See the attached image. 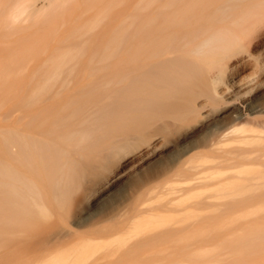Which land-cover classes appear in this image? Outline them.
Listing matches in <instances>:
<instances>
[{
    "label": "bare ground",
    "instance_id": "1",
    "mask_svg": "<svg viewBox=\"0 0 264 264\" xmlns=\"http://www.w3.org/2000/svg\"><path fill=\"white\" fill-rule=\"evenodd\" d=\"M263 18L264 0H0V264L159 242L207 254L164 264H264Z\"/></svg>",
    "mask_w": 264,
    "mask_h": 264
},
{
    "label": "rangeland",
    "instance_id": "2",
    "mask_svg": "<svg viewBox=\"0 0 264 264\" xmlns=\"http://www.w3.org/2000/svg\"><path fill=\"white\" fill-rule=\"evenodd\" d=\"M264 29V18L261 20V21H259L252 29H251V31L248 33V37H247V39H249V41L251 40V38L253 39V40H256L257 38H256V36H257V34H258V39H260L261 38V36H260V31H264L263 30ZM33 30H35V29H33ZM263 34V33H262ZM261 34V35H262ZM251 37V38H250ZM256 38V39H255ZM247 44L250 46V48L251 47H253V43L251 44V43H249V42H247ZM253 68H254V66H253V64H251L248 68H247V70H246V72H248V71H252L253 70ZM169 148H167V150H168ZM166 150V149H165ZM145 166H146V164H145ZM147 168H145V170H146ZM145 170H142V171H145ZM253 170L254 169H242L239 173H241V174H243V175H247V174H251V171L253 172ZM135 174H130V175H127V176H125V177H123V178H120V179H118V181H117V183H116V188H120V186H123L124 185V181L125 180H130V179H135V178H137L138 177V175L140 174H138V173H136V172H134ZM137 176V177H136ZM183 180H184V178L181 176V177H177V178H175L174 179V182L176 183V182H179V183H182L183 182ZM173 182V183H174ZM178 184V183H177ZM116 193H117V191H115ZM115 192H113V194L111 193L110 195H107V197H106V199H103V201L102 202H106L107 201V203L114 197H117V196H115ZM164 192V193H163ZM161 191V192H158V191H154V192H152V193H150V195H149V200H148V205L149 206H157V205H159L160 204V202H161V200H162V198L163 197H166L165 195H167V197H169V196H171L170 195V193H169V195H168V193L167 194H165V191ZM113 197H112V196ZM116 195H118V194H116ZM183 197H186V194H184L183 195ZM187 198H190L189 196L187 197ZM109 201H108V200ZM116 199V198H115ZM105 200V201H104ZM113 200V199H112ZM111 200V202H113ZM107 203H105V204H107ZM110 204V203H109ZM103 205V204H102ZM253 206H251V207H249V208H252ZM246 210H243V211H237V212H233V213H235V214H238V213H241V215H242V213L244 212V213H246L247 212V214H249V216H253V215H257L258 213H261V212H256V213H253L252 211L250 212V210H249V212L248 211H246ZM251 213V214H250ZM175 215V214H174ZM174 215H168L169 217H168V219L169 218H174ZM192 213H186V214H184L183 215V218H184V220L182 221V222H187V221H189L192 217ZM186 217V218H185ZM250 219V221H251V223H248V224H246L245 226H251L254 222L253 221H255V219L253 218V217H251V218H249ZM248 219V220H249ZM234 225H236V223H234V224H232V226H234ZM229 226H231V225H229ZM228 226V227H229ZM242 227H244V226H242ZM242 227H237L235 230H237V231H243V229H242ZM226 230V233L227 234H225V235H222V236H217V237H213V239H211V240H206V241H204V242H200V243H193L191 246L192 247H199L200 248V246H202V247H207V248H213V247H216V246H218L219 244H220V241L222 240V239H225V237H230L231 235H232V233H228L230 230L232 231V230H234L232 227H231V229L230 230H227V229H225ZM221 239V240H220ZM220 240V241H219ZM85 241V237H82V238H80V239H76V240H74L73 242H72V244H70V246H71V248H73V247H80V245H81V243L82 242H84ZM168 244H171L170 242H167V243H164V242H159V243H156V244H153L152 246H146L144 249H142L139 253H138V256H139V258H135V259H132V260H129V261H126V262H120V263H117V264H164V261L165 262H167L166 260H169V261H173V260H175V259H177V258H181V256L183 257V258H186V260H188V261H192V262H198V261H205V260H207L206 258H207V254H202V259L199 257V258H193V257H189V253H190V251H182V250H175V249H173L172 251H163L161 248L162 247H164V246H166V245H168ZM226 245L228 244V241H226V243H225ZM126 244H125V238L124 237H122V238H119V239H117V240H115L112 244H111V246L109 247V248H107L106 247V244H101V246L100 245H97V246H99V247H97V246H92L89 250H90V252H92V251H94V250H96V248H97V250H98V248H99V250H98V252L99 253H103V252H108L109 253V255H108V257H114L115 255H117V253H118V248L119 247H123V246H125ZM187 245V243L185 242V241H182V242H180V243H174L173 245H171V246H173V247H181V246H186ZM199 245V246H198ZM89 251H88V253H90ZM233 253V251H227V253L225 254V255H230V254H232ZM119 254V253H118ZM24 255V254H23ZM27 255V254H26ZM165 255H167V259H166V257L164 258V256ZM223 254H220V256H222ZM22 255H19V254H17V255H15L11 260H13L12 262H17L18 260H20V259H23L24 257H21ZM28 256V255H27ZM149 256H152L153 258H148ZM178 256V257H177ZM163 257V258H162ZM176 257V258H175ZM54 261V259L53 258H50V259H47L46 260V264H52L51 262H53ZM6 262H8V261H6ZM55 262V261H54ZM77 262V263H76ZM81 262V260H79V261H73V264H79ZM58 264V263H57Z\"/></svg>",
    "mask_w": 264,
    "mask_h": 264
}]
</instances>
